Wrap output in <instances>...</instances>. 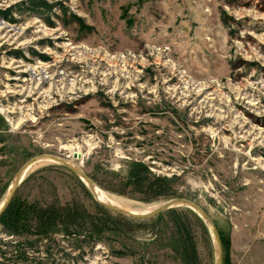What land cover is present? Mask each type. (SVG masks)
Listing matches in <instances>:
<instances>
[{
  "label": "rangeland",
  "instance_id": "1",
  "mask_svg": "<svg viewBox=\"0 0 264 264\" xmlns=\"http://www.w3.org/2000/svg\"><path fill=\"white\" fill-rule=\"evenodd\" d=\"M44 154L135 206L189 199L222 264H264V0H0V204ZM9 205L0 264H216L195 211L124 216L57 162Z\"/></svg>",
  "mask_w": 264,
  "mask_h": 264
},
{
  "label": "water",
  "instance_id": "2",
  "mask_svg": "<svg viewBox=\"0 0 264 264\" xmlns=\"http://www.w3.org/2000/svg\"><path fill=\"white\" fill-rule=\"evenodd\" d=\"M44 159H50L54 162L60 163L63 166L69 168L72 172H74L87 186L88 188L91 190V192L93 193V195L95 196L94 193V187L96 186L94 184V182L85 174L84 171H82L80 168L74 166L73 164H71L69 161H67L66 159L57 157V156H51V155H38L32 159H30L27 163H25L20 170L17 172L14 181L12 183V186L10 187L9 191H8V195L7 197L4 199L1 207H0V216L6 211V209L8 208L11 200L13 199L16 190L18 189V187L20 186V184L22 183V181L25 178V175L27 173V171L29 170V168L36 163L37 161L40 160H44ZM96 198V197H95ZM97 202L104 205L105 207H107L110 210H113L119 214H122L124 216L127 217H131V218H135V219H149L152 218L160 213H163L165 211H169L171 209L174 208H180V207H186L189 208L193 211H195L206 223V225L208 226L211 234L214 237V241H215V249L217 252V258H216V264H222V246H221V240H220V236L218 233V230L216 228V226L214 225L212 219L208 216V214L195 202L189 200V199H185V198H176V199H171L169 201L166 202V204L163 207L158 208L157 210H155L154 212H152L151 214L148 215H134V214H130L128 212L125 211H121L118 210L116 208H114L112 205L107 204L105 202H102L100 200H98L96 198Z\"/></svg>",
  "mask_w": 264,
  "mask_h": 264
},
{
  "label": "bare ground",
  "instance_id": "3",
  "mask_svg": "<svg viewBox=\"0 0 264 264\" xmlns=\"http://www.w3.org/2000/svg\"><path fill=\"white\" fill-rule=\"evenodd\" d=\"M1 28H3V27H1ZM3 38H5V39L7 38L8 39V38H11V36L10 35H6V36H3ZM21 44H26V42H22ZM21 72H28V70H23ZM30 73H33V76L31 75L32 78H36L38 80V85L40 84V82L42 81V79H44V80L47 79V76H44V75H42L40 73H39V77H38V75L35 73V71H31L30 70ZM28 74H29V72H28ZM54 79H55V77H51L50 78V80H52V87L51 88L55 87V89H57V93H63V92H61V88L60 89L57 88V86L60 83H61V85L64 84V86H62V89L67 84H70V88L68 89V92L69 93H74L75 90L78 89V87H79L80 84H88L91 81V80H88V81H83L82 82L80 78H77L76 77L75 79H73L71 81L69 80V82H66L60 76H59V78L57 80L53 81ZM58 82H59V84H58ZM114 87L117 88L118 85L116 84ZM26 92L28 94L27 96H30V93H32L33 91L24 88V90L21 91V94L24 95ZM45 96L48 97V98H50V92H47ZM22 122H23V120H20L19 122H17V125L19 126ZM45 162H54V161H52L50 159H44V160L37 161L36 163H34L29 168V170L27 171V173H26L25 176H27L34 169H36L39 165H41L42 163H45ZM94 193H95V197L98 200H100L102 202H105L107 204H110V205H112L114 208H116L118 210L125 211V212H128L130 214H134V215H148V214H151L152 212H154L155 210H157L160 207H163L166 204V202H163V203H156V205L149 204V205H136L135 206V205L132 204L133 202L131 203L129 201H126L125 199H121L119 197L112 196V195H110V194H108V193H106L104 191H101L96 186L94 187ZM2 203H3V201H2ZM2 203L0 204V207H1Z\"/></svg>",
  "mask_w": 264,
  "mask_h": 264
},
{
  "label": "trees",
  "instance_id": "4",
  "mask_svg": "<svg viewBox=\"0 0 264 264\" xmlns=\"http://www.w3.org/2000/svg\"><path fill=\"white\" fill-rule=\"evenodd\" d=\"M37 3H34L36 6H41V7H45V8H51L50 6H48V4L44 1H36ZM10 208V205L8 206V208L6 209V211L2 214V215H5L7 213V211L9 210ZM1 215V216H2ZM190 256V255H189Z\"/></svg>",
  "mask_w": 264,
  "mask_h": 264
}]
</instances>
